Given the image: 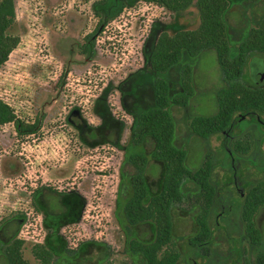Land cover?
Here are the masks:
<instances>
[{"label": "rangeland", "instance_id": "rangeland-1", "mask_svg": "<svg viewBox=\"0 0 264 264\" xmlns=\"http://www.w3.org/2000/svg\"><path fill=\"white\" fill-rule=\"evenodd\" d=\"M13 1L15 21L9 32L19 41L0 67V100L25 122L37 118L40 127L35 133L18 135L11 123L0 125V264H8L4 255L8 238L3 230L13 220L20 221L15 235L23 240L22 257L31 264L39 263L32 253L34 244H42L51 252L50 264H144L143 257L132 253L128 243L131 239L151 241L154 226L151 222L129 226L124 221L119 187L124 181L120 166L127 155L149 150L131 142L134 119L122 107V100L128 99L125 93H136L128 105L132 112L147 109L152 99L146 86L154 76L163 77L168 84V111L174 123L173 144L185 151L186 167L197 169L208 155L212 164L209 181L215 188L232 175L223 133L200 137L189 125L194 115L217 111L215 95L223 82L214 49L195 57L184 53L164 73L151 70L144 59L145 42L161 32L173 34L196 28L198 14L192 6L174 13L154 2L125 0L121 11L96 33L93 51L86 55L80 51V44L98 23L96 13L104 8L99 0ZM228 8L225 24L233 56L249 29L257 26L264 0H228ZM184 64L191 68L192 94L183 106L174 104L172 97L183 91ZM253 68L264 71L263 54L253 53L247 59L244 74L251 82ZM132 75L137 76L134 84L121 91L120 83ZM136 84L141 85L138 92ZM99 96L105 97L112 116L124 123L119 147L101 139L93 144L85 142L79 129L67 120L74 111L77 117L71 118L100 125L93 110ZM256 112L264 120V112ZM231 135L228 146L239 186L246 192L264 179V126L253 117L239 118ZM239 143L247 149L235 151L234 145ZM147 168L151 195L160 190L163 166L151 160ZM51 190L60 194L59 201L49 200ZM198 191L199 186L185 178L182 202L171 207L169 246L179 252L176 264L200 259L194 247L188 245V238L196 232L199 206L193 195ZM221 194L222 203L226 200L225 205L231 204L232 214L226 218L229 228L225 233L216 227L214 217L221 207L213 202L210 256L203 262L233 264L234 248L241 251L237 264L243 258L254 262L258 252L264 251V205L256 217L262 242L251 245L242 233L238 214L241 196L232 183ZM223 219L218 218L220 225Z\"/></svg>", "mask_w": 264, "mask_h": 264}, {"label": "trees", "instance_id": "trees-1", "mask_svg": "<svg viewBox=\"0 0 264 264\" xmlns=\"http://www.w3.org/2000/svg\"><path fill=\"white\" fill-rule=\"evenodd\" d=\"M143 1L154 2L174 13L192 6L199 19L194 29L180 30L173 34L161 32L145 42L144 59L151 70L158 73L168 71L181 60L184 53L195 57L209 48L215 51L223 85L215 95L217 111L211 115L192 117L189 125L196 135L208 137L212 133L225 130L236 114L249 110L264 112V80L261 83L254 80L251 82L250 77L244 74L249 55L253 53L264 55V12L258 18L257 26L249 29L247 36L239 42L236 54L231 56L225 24V14L229 11L228 0ZM246 1L256 3L259 0ZM98 3L104 7L100 14L96 13L98 23L92 32L84 36V42L80 44V51L86 55H90L93 51L96 33L101 31L109 18L121 11L125 0H99ZM14 21V1L0 0V67L7 61L10 52L19 41L17 35L9 32ZM136 77L132 75L122 81L119 86L121 91L132 86ZM181 79L183 91L174 95L172 101L174 104L184 106L192 94L189 64L182 66ZM134 87L138 92L141 85L136 84ZM146 87H149L152 99L149 108L138 112L130 110L128 105L134 100L135 92L134 94L126 92L128 99L122 100L123 109L133 115L134 119L131 130L132 144L149 150V153L132 152L121 163L120 172L124 180L119 187V196L123 200L122 215L129 226L153 223L154 238L151 241L131 239L128 243L132 253H138L143 257L144 264H176L179 252L169 246L173 227L171 207L175 203L182 202L183 180L188 178L199 186V191L193 195L194 203L200 210V214L196 217L199 231L189 239L191 245L203 243L209 236L206 214L215 202L217 189L209 181L212 165L209 156H205L203 163L197 169L190 170L185 165V151L173 144L174 123L168 111L170 100L166 80L156 75ZM93 110L100 118V125H91L85 120L80 122L79 117L71 118L72 115L77 117L74 111L68 114L67 120L79 129L85 142L93 144L101 139L119 147L124 123L112 116L104 96H99L95 100ZM6 123H11L18 135L35 133L40 127L37 118L32 122H25L17 117L7 103L0 100V125ZM244 146L243 143H239L235 148L245 151L247 148ZM150 159L153 162H160L163 166L160 190L151 195L146 176ZM59 195L52 190L48 193L51 202L55 200L57 202ZM262 205H264V179L248 189L241 208L246 221V232L255 243L258 242L259 235L253 227L251 217ZM19 222L13 220L8 223V228L3 230L5 237L8 238L4 255L8 264H31L22 257L23 240L15 235ZM8 229H12V232L7 231ZM32 253L39 260L38 264H50L52 254L42 244H34ZM257 262L264 264V253L258 254Z\"/></svg>", "mask_w": 264, "mask_h": 264}, {"label": "flooded vegetation", "instance_id": "flooded-vegetation-1", "mask_svg": "<svg viewBox=\"0 0 264 264\" xmlns=\"http://www.w3.org/2000/svg\"><path fill=\"white\" fill-rule=\"evenodd\" d=\"M258 69H252V75H253V73L255 72V71H257ZM252 75H250V76H252ZM253 80L255 81V82H258V83H261L263 80H264V77H263V79L261 80V81H257V80H255L254 78H253ZM250 112H252V114L251 115H249L248 117H253V118H256V120L258 121V122H260L263 126H264V120L263 119H261V116L256 112V110H249ZM248 112V111H247ZM235 116V115H234ZM233 116V117H234ZM245 118V117H244ZM239 119V118H238ZM238 119H236V120H234V122H233V125H232V127L230 128V131H229V133H228V138H227V142H226V145H225V133H226V129L230 126H228L225 130H223V131H221L222 133H223V135H224V138H223V147H224V149L226 150V152H227V154L229 155V164H230V168H231V170H232V175H231V178H229V179H227L224 183H222L221 185H219L218 187H216V189H217V192H216V197H215V201H217L218 203H220V207H221V209H220V211L216 214V217H214V219H215V223H216V227H220V228H222L224 231H225V233H227V229L229 228V226H226V224H228V220H226V218H227V216L229 215V214H232V211H230V207H231V204L229 203V204H227V205H225V202L227 203V201L225 200V202L224 203H222L223 201L221 200V198H222V194H221V191L223 190V188H225V186H227V184L228 183H232L233 185H234V188H235V190H236V193L239 195V196H241V202H240V204H241V208H242V203H243V199H244V196H245V194L247 193V191L246 192H244V190H243V188H241L240 186H239V183H240V181L238 180V178H237V175H236V173H237V170H236V168L234 167V160H233V155H232V152H231V150H230V148H229V146H228V142H229V140L231 139V130L233 129V128H235V124H236V121L238 120ZM231 123V122H230ZM234 150L236 151L237 149L235 148V145H234ZM196 194V193H195ZM194 194V195H195ZM263 206V205H262ZM226 207H227V209H226ZM261 207V206H260ZM259 207V208H260ZM258 208V209H259ZM258 209L253 213V215H252V217H251V221H252V224H253V227H254V229L258 232V235H259V240H258V242H253L252 240H251V238H250V236L247 234V232H246V221L244 220V218H243V215H242V209L238 212V214H239V216H240V222H241V224H242V228H243V231H242V233L244 234V236L247 238V240H248V242H249V244H251V245H259L261 242H262V232H261V230H260V228L258 227V225H257V222H256V217H257V212H258ZM200 214V210L196 213V215H195V224H196V232H195V234L194 235H192L191 237H193V236H195L197 233H198V231H199V227H198V224H197V221H196V217L198 216ZM218 215V216H217ZM219 217H221V218H224L223 220L226 222H223V224H219V221H218V218ZM210 218H211V210L210 211H208L207 212V214H206V222H207V224H208V227H209V236H208V238L203 242V243H199V244H195V245H191L190 244V242H189V239L191 238V237H189L188 238V245H190V246H192V247H194V249L198 252V255H199V258L200 259H198V260H196V259H192L191 260V264H205V262H203V260H206V258L207 257H209L210 256V249H209V243H210V241L212 240V237H213V231H212V228H211V223H210ZM218 223V224H217ZM224 223H225V225H224ZM232 242H233V240H232ZM233 246H234V244H233ZM193 249V250H194ZM234 250V252L236 253V258L234 259V262H233V264H237V262H238V256L240 257V250L238 249V248H234L233 249ZM262 253H264V251H261ZM261 252H258V254L259 253H261ZM258 254L253 258L254 260V262H252V261H249V262H247L244 258L242 259V261H241V264H258V262H257V257H258Z\"/></svg>", "mask_w": 264, "mask_h": 264}, {"label": "water", "instance_id": "water-1", "mask_svg": "<svg viewBox=\"0 0 264 264\" xmlns=\"http://www.w3.org/2000/svg\"><path fill=\"white\" fill-rule=\"evenodd\" d=\"M253 78L257 81H261L264 77V71L261 69H258L257 71H255L253 73ZM252 112L248 111V112H244V113H239V114H236L232 119H231V123H230V126L226 129V135H225V145H226V142H227V138H228V133L230 131V128L232 127L233 125V122L234 120L238 119V118H244V117H248L249 115H251Z\"/></svg>", "mask_w": 264, "mask_h": 264}]
</instances>
